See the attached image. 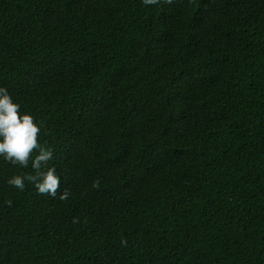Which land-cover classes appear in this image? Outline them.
<instances>
[{"label": "trees", "instance_id": "16d2710c", "mask_svg": "<svg viewBox=\"0 0 264 264\" xmlns=\"http://www.w3.org/2000/svg\"><path fill=\"white\" fill-rule=\"evenodd\" d=\"M0 86L67 193L0 158V264H264V0H0Z\"/></svg>", "mask_w": 264, "mask_h": 264}, {"label": "clouds", "instance_id": "9594fccd", "mask_svg": "<svg viewBox=\"0 0 264 264\" xmlns=\"http://www.w3.org/2000/svg\"><path fill=\"white\" fill-rule=\"evenodd\" d=\"M145 6L154 5L158 0H142ZM21 105L14 102L6 87L0 86V158L31 172L14 174L7 179L10 186L23 191L26 181L32 183L39 194L61 198L67 193L59 192L61 177L54 164V150L40 142L41 122L29 113L20 111ZM9 203H11L9 201ZM126 246V241L121 239Z\"/></svg>", "mask_w": 264, "mask_h": 264}]
</instances>
